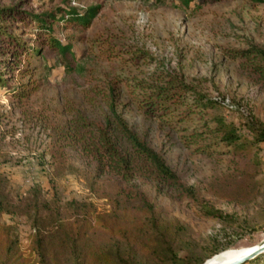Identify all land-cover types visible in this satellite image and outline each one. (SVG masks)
<instances>
[{"label": "rangeland", "instance_id": "obj_1", "mask_svg": "<svg viewBox=\"0 0 264 264\" xmlns=\"http://www.w3.org/2000/svg\"><path fill=\"white\" fill-rule=\"evenodd\" d=\"M0 5H21L34 13L64 6L81 11L99 6L88 24L73 19L54 23L55 35L71 44L72 53L63 54L49 45L41 47V54L31 59L39 86L30 96L21 102L0 87V170L10 179L14 194L27 196L36 186L42 198L56 196L62 202L77 198L92 201L101 213L118 211L133 239L96 228L87 237L84 251L110 249L143 264H156L143 247L155 229L152 213L145 211L141 202L118 195L114 177L93 181V166L77 154L73 161L79 170H62L43 153L49 141L47 114L66 118L70 115L66 109L73 104L90 118L103 121L110 113L113 91L119 111L162 152L167 163L211 203L238 217L235 223L209 218L173 188L153 180L140 181L159 227L180 254L195 249L208 260L217 247L229 245L216 254L242 250L264 238V142L255 158L221 150L196 152L164 119L139 108L125 79L150 78L159 66L174 67L188 77H207L210 95H225L223 103L206 113L209 120L223 116L241 131L248 111L264 121V83L240 58L231 55L234 48L264 45V1L0 0ZM12 22L15 30L37 44L30 37L35 36L34 22ZM139 49L149 51L155 59L134 58ZM193 121L199 119L182 124ZM1 221L13 226L26 258L23 264H42L32 246L38 231L32 218L3 213Z\"/></svg>", "mask_w": 264, "mask_h": 264}, {"label": "trees", "instance_id": "obj_2", "mask_svg": "<svg viewBox=\"0 0 264 264\" xmlns=\"http://www.w3.org/2000/svg\"><path fill=\"white\" fill-rule=\"evenodd\" d=\"M184 1L189 3L191 0ZM98 11V5L84 11L64 6L44 13L28 11L21 5H0V87L21 102L30 96L39 86L34 78L36 66L31 59L41 54V47L49 45L63 54L72 53L71 44L62 42L55 35L54 23L73 19L88 24ZM13 19L36 24L35 36L30 37L37 44H31L13 28ZM133 55L137 59H155L145 49H139ZM231 55L240 58L245 68L264 83V45L253 43L249 47L234 48ZM125 79L135 92L139 108L149 116L164 119L180 132L183 143L194 151L212 154L221 150L233 155L253 154L254 158L260 152L264 142V121L253 111L245 113L240 126L242 131L223 116H211L214 124H210L206 113L223 103L225 95H210L206 89L207 77H188L174 67L159 66L150 78ZM115 98L112 91L110 113L103 121L90 118L73 104L66 109L70 113L66 118L47 114L49 141L43 153H48L55 167L62 170H79L73 161L77 154L93 166V181L103 176L114 177L118 195L141 202L144 210L152 213L150 217L155 229V233L145 238L143 247L156 264H203L207 259L201 258L195 249L180 254L159 227L154 206L140 181L153 180L173 188L182 199L209 218L235 223L239 221L238 217L211 203L195 184L184 180L167 163L162 152L129 124L117 108ZM195 118L199 121L182 124ZM3 213L26 214L32 218L38 226L32 246L42 264H84L86 261L92 264H143L118 251L85 252L83 249L90 232L96 228L133 239V232L119 220L121 214L118 211L101 213L92 201L77 198L64 202L56 196L42 198L41 190L36 186L27 196L14 194L10 179L1 170L0 264H23L26 260L13 234V226L1 221ZM228 246L217 247L209 258ZM242 264H264V251Z\"/></svg>", "mask_w": 264, "mask_h": 264}, {"label": "water", "instance_id": "obj_3", "mask_svg": "<svg viewBox=\"0 0 264 264\" xmlns=\"http://www.w3.org/2000/svg\"><path fill=\"white\" fill-rule=\"evenodd\" d=\"M263 251H264V238H262L256 244L249 246L240 254H238L237 256H235L230 261L224 264H242L246 260L253 258L254 256H256L257 254ZM203 264H206V261H204Z\"/></svg>", "mask_w": 264, "mask_h": 264}, {"label": "bare ground", "instance_id": "obj_4", "mask_svg": "<svg viewBox=\"0 0 264 264\" xmlns=\"http://www.w3.org/2000/svg\"><path fill=\"white\" fill-rule=\"evenodd\" d=\"M246 248L242 250H233V251H227L220 254H216L206 260V264H224L228 261H230L232 258L240 254L242 251H244Z\"/></svg>", "mask_w": 264, "mask_h": 264}]
</instances>
